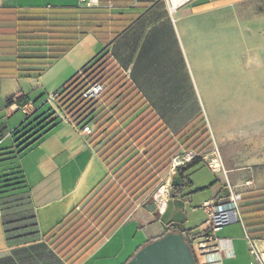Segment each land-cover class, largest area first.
Instances as JSON below:
<instances>
[{
    "label": "crops",
    "instance_id": "1",
    "mask_svg": "<svg viewBox=\"0 0 264 264\" xmlns=\"http://www.w3.org/2000/svg\"><path fill=\"white\" fill-rule=\"evenodd\" d=\"M105 53L139 92L140 111L154 112L161 129L175 136L190 125H205L211 142L200 152L217 148L219 164L214 170L201 160L186 171L191 179L196 168L205 166L214 176L205 186L208 195L198 197L197 204L215 202L225 195L224 186L229 193L239 192L244 227L263 247L264 210L252 209L264 206V0H191L174 10L165 0H98L93 5L0 0V148L14 145L11 132L26 118L17 106L31 102L33 111L40 106L42 94L30 91L60 90ZM68 54H73L70 73L50 77L55 63ZM128 121L114 124L116 130L100 142L90 140L92 122L90 135L57 122L26 151L48 140L43 153L28 162L24 154L17 158L29 190L0 195V264H124L169 230L156 209L158 197H139L118 226L67 260L44 241V234L143 149L128 140L107 159L99 156L97 148ZM5 165L0 162V173ZM166 189L167 199L184 200V233L205 234L204 208L201 225L190 222L197 212L190 205L195 203L192 191L182 186V195L173 196L172 185ZM258 215L259 220L253 218ZM214 243L209 253L196 257L198 264H258L237 220L217 230Z\"/></svg>",
    "mask_w": 264,
    "mask_h": 264
},
{
    "label": "trees",
    "instance_id": "2",
    "mask_svg": "<svg viewBox=\"0 0 264 264\" xmlns=\"http://www.w3.org/2000/svg\"><path fill=\"white\" fill-rule=\"evenodd\" d=\"M94 82L103 83L104 89L97 100L89 103L82 97V91ZM59 91L62 108L70 115L78 114L75 119L77 123L90 118L95 126L90 140L97 139V142H100L108 133L116 130L114 124H122L129 120L124 127L117 130L97 148L102 159L110 157L128 140L143 145L142 150L137 149L82 204L74 207L44 234V241L50 249L61 259L67 260L88 243L96 234L97 226L126 196L134 198L124 203L120 214H114L111 217L105 225L104 233L108 234L118 226L134 208L136 199L144 192L142 189L154 177L164 172L170 165L172 156L180 150V147L200 152L209 145L211 140L205 125H190L175 136L161 129L154 112L147 108L140 111L143 105L142 97L106 53L81 73L76 72ZM25 96L28 98V95ZM6 102L10 104L12 97H7ZM43 104L41 103L37 109L26 116L24 121L11 132L14 145L9 148H0V162L6 163L0 173V195L2 196L29 190V184L17 158L36 144L57 122H62L50 106L44 110ZM100 106L103 107L93 115ZM201 120L199 119L198 122L200 123ZM200 161L199 157H194L186 166L178 169L177 172L184 187L189 188L192 185L190 174L186 171ZM172 190L173 196L182 195L180 186H172ZM262 210H264L263 205L252 209V211ZM242 217L244 221L249 219L243 215ZM253 218L259 220L260 217L258 215ZM184 234L191 248V237H188L190 233ZM191 251L193 253L192 248ZM195 260L198 264L196 257Z\"/></svg>",
    "mask_w": 264,
    "mask_h": 264
},
{
    "label": "built area",
    "instance_id": "3",
    "mask_svg": "<svg viewBox=\"0 0 264 264\" xmlns=\"http://www.w3.org/2000/svg\"><path fill=\"white\" fill-rule=\"evenodd\" d=\"M86 5H93L98 2V0H80ZM191 0H165L170 10H174ZM104 89V84L100 82H94L88 85L82 91V97L89 102L97 100L101 92ZM60 91L56 90L53 93L47 95L46 101L49 106L54 110L57 116L64 122L73 124L81 134L90 135L93 131L92 123L89 120H84L81 123L76 122L75 115L68 114L61 106L60 101ZM21 109L26 116H28L34 109L31 102L25 103L21 106H17ZM194 157H199L208 167L211 169H216L219 164V154L217 148L212 149L209 153L197 152L195 150H181L174 154L170 162V173L174 174L178 169L184 167L188 162H190ZM171 178V177H170ZM168 181L164 186L159 187L155 192L154 196L158 197V202L156 209L159 213H162L165 207V201L167 200V187ZM162 188V190L160 189ZM242 197L237 191L230 189V193L224 200H219L217 202L207 201L203 204L206 211V223L207 231L203 235H197L191 237V248L195 257L203 256L209 253L215 247V232L219 230L224 225L230 223L232 220H237L242 224L244 229V236L249 246V251L254 255L255 261L258 264H264V246L258 247L255 240H253L247 230L244 227L240 211L239 203Z\"/></svg>",
    "mask_w": 264,
    "mask_h": 264
},
{
    "label": "water",
    "instance_id": "4",
    "mask_svg": "<svg viewBox=\"0 0 264 264\" xmlns=\"http://www.w3.org/2000/svg\"><path fill=\"white\" fill-rule=\"evenodd\" d=\"M172 186H183L178 172L174 173ZM221 197L229 195V189L224 186ZM155 205H153V209ZM185 208L180 197L168 198L160 214V220L169 228L162 236L148 241L141 246L124 264H197L191 248L185 240Z\"/></svg>",
    "mask_w": 264,
    "mask_h": 264
},
{
    "label": "rangeland",
    "instance_id": "5",
    "mask_svg": "<svg viewBox=\"0 0 264 264\" xmlns=\"http://www.w3.org/2000/svg\"><path fill=\"white\" fill-rule=\"evenodd\" d=\"M72 58H73V54H68L66 56H63V58L60 59L59 61H57L55 63V65H54V67H53V70H52L54 73L50 77L57 76V74H60L62 76H66V74L68 73V70H70V67L73 66V63H72L73 61L71 60ZM253 82H254V84L259 82V75H257V73L254 74V81ZM30 92H31V94L33 96H38L39 93L42 94L39 97V99H38L39 100L38 103L39 104L44 103L43 104V109L46 110L48 108V106H49V104L47 102H45L46 98H47V95L49 93H53L54 90L47 89L45 91V89L43 88L41 91H30ZM94 129H95V126H94ZM47 141L48 140L45 141L44 145H40L38 148H36V150H35V148H33L34 151L31 150V152L30 151L29 152H25L24 155H23L24 162H28L29 158H32L33 156H36L38 153H43L47 149L46 146H45L48 143ZM181 150H186V149H184L183 147H180L179 151H181ZM32 151H33V154H31ZM169 168L170 167L168 166L164 170V172H162L161 174H159L156 177H154L148 183V185L144 189H142V191H144V192L140 196V198L143 199V201L153 200L154 197H155L154 196V192L159 187L164 186L167 181H168V185L171 186V184H170L171 183V180H170L171 178L170 177H171L172 174L169 173ZM111 176H109V178ZM191 179L193 181V185L191 187H189L188 190H190V192L192 191L191 193L194 195V202L195 203H190V205L192 207H194L193 209H197V212L192 215L190 222H191V224H195L196 226H200L201 223H202L201 220H203L201 213H202V209L204 207L202 208V207L198 206L197 199H198V197H204V196L208 195V189L205 188V186H208V184L214 180V176H213V174L211 173V171L207 167L200 166V167L196 168L193 171V173L191 174ZM202 187H204V188H202ZM198 188H200V189H198ZM195 189H198V190L194 191ZM129 199L132 200L129 196H126V198L97 226L96 234L88 242H90L92 240L102 239L104 236L107 235V233L106 234L104 233V228H105L106 223L111 219V217L114 214H120L122 212V207H123L124 203H126ZM119 210H120V212H118ZM128 214H127V216H128ZM205 217H206V211H205Z\"/></svg>",
    "mask_w": 264,
    "mask_h": 264
},
{
    "label": "bare ground",
    "instance_id": "6",
    "mask_svg": "<svg viewBox=\"0 0 264 264\" xmlns=\"http://www.w3.org/2000/svg\"><path fill=\"white\" fill-rule=\"evenodd\" d=\"M162 190V188H160Z\"/></svg>",
    "mask_w": 264,
    "mask_h": 264
}]
</instances>
